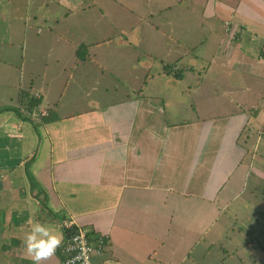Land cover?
<instances>
[{"label":"crops","instance_id":"obj_1","mask_svg":"<svg viewBox=\"0 0 264 264\" xmlns=\"http://www.w3.org/2000/svg\"><path fill=\"white\" fill-rule=\"evenodd\" d=\"M176 2L157 1L159 6L152 7L151 0H125V5L121 0H0L7 33L18 30L14 21L24 20L19 43L11 37L9 42L23 49L18 89H33L38 99L34 108L16 103L14 112L0 115V264H33L23 239L34 210V219L50 224L63 239L59 222L64 218L74 219L92 237L108 236L105 252L95 257L106 264H257V247L250 243L254 234L244 225L235 232L242 246L235 240L225 255L232 242L229 229L236 226L232 222L249 215L246 205L260 197L257 185L264 180L252 163L256 155L248 166L245 162L250 142L256 137V147L255 134L264 130L257 127L264 117V103L259 104L264 101V0H204L197 14L183 18L181 10H171ZM126 8L123 18L128 15L129 21L115 26ZM170 13L174 19H195L196 25H188L194 30L208 26L209 36L199 46L186 44L176 33L182 25ZM159 23L167 27L162 31ZM0 25L1 45L7 35ZM96 27L105 32L125 27L122 35L135 43L149 30L164 36L158 47H93L99 38L77 37V44L89 43L91 50L111 48L115 62L128 58L121 65L128 70L112 66L122 83L148 76L150 55H155L161 64L171 62L182 70L168 85H184L168 94L139 88L105 104L100 99L103 75L96 76L90 88L97 91L93 104L84 111L65 109L61 100L67 84L77 97L87 94L81 85L85 73L79 72L85 60H75L82 47H73L74 62L46 65L44 76L53 79L39 75L35 82L31 77L40 73V47L44 41L49 47L70 46L65 37L97 36ZM185 27L180 31L186 33ZM27 65L30 76L22 88ZM72 66L81 78L71 75ZM187 73L195 84L182 83ZM7 115L12 116L1 120ZM235 200L244 203L231 212ZM45 264H61L58 249Z\"/></svg>","mask_w":264,"mask_h":264},{"label":"rangeland","instance_id":"obj_2","mask_svg":"<svg viewBox=\"0 0 264 264\" xmlns=\"http://www.w3.org/2000/svg\"><path fill=\"white\" fill-rule=\"evenodd\" d=\"M119 0H117L118 3ZM137 0H132V2H135ZM141 1H146V0H138L139 3H141ZM157 1L161 4H165L166 0L161 1V0H151L152 3V7H158L159 4L157 3ZM171 2H175L176 0H170ZM104 2V0H103ZM121 2L125 5V0H121ZM200 2L199 5H201L204 0H179V2H176V4L173 6V8L171 9L173 12L179 11L181 10L179 13L181 14V18L185 17V16H193L195 14H197L198 12V3ZM128 8H126L125 12L120 14L121 17L115 21L117 26L118 24H124L125 22H128V15L124 17V15L128 12L127 10ZM119 15V16H120ZM170 18H172V20H178L179 23L182 25L181 28H178V30H176L177 34H181L182 37H185L184 40L186 41V44H191L193 42L198 43L199 46V42L203 41L205 38L207 39V37L209 36V27L206 25H200L203 26L202 29H196L194 30L195 26H190L188 27V25H196V23L194 21H196L195 19H174V14L170 13ZM135 22H137V24L142 23V20H140V18L138 16H134ZM2 24V30H1V34L2 35H7L5 41L3 44L0 45V115H2L5 112H11L8 110H12L14 112V110H16V103L20 104L21 103V96L19 94H21L22 91H20V89H18V87H20L18 85V81H19V75H20V61H21V55H22V47L13 44H10V37L12 38L13 42H16L17 40H20L21 37V32L23 31V27H24V20H20V21H14L13 24L18 28V30H15V32L12 34L7 33V28L5 26V20L4 21H0ZM154 21H150V26L151 25H156V23H151ZM217 22V21H216ZM158 23V22H157ZM160 24V23H159ZM162 26V31L167 27V25L164 24H160ZM221 22L217 23L216 27L221 28ZM1 26V25H0ZM184 26H186L184 29L186 31V33H183L182 30L184 28ZM188 28L192 29V35H189L188 33ZM97 31L99 32V35L94 36L92 35L91 37L89 36H83V35H70V37H65L66 40L69 41L70 46H67L66 44H63L64 46L67 47H63L64 50L65 48L67 49V52H65L63 50L61 46V44H51L49 43L51 46L49 47V45L46 44V42L44 41V45H42V47H40V52L42 51V54L36 61V64L40 70V73L38 75H36V77H31L32 80L39 81L40 78H37L39 75H41V79H53V78H46L44 76V71L46 70V65L48 63H50L52 60L58 62L60 65L62 63H65L66 61L74 62L73 59L71 58V53H72V49L73 47H82L80 50V54H78V56L75 57V60L77 58H79L80 60H85V62L83 64H80L79 69H80V73L84 72V76H83V82L81 83L82 87L85 89V91H87V94L82 95L80 97H77V93L78 92H74L70 87H73L72 84H67L66 90L68 94L65 95V97L63 98V100H61V104L65 107V109L67 110H82L83 109L91 106L92 100L97 98V91H92L90 90V88L92 87V85H94L91 81H93L94 77L96 76H102L103 75V79L101 80L102 83V91H103V96H100L101 102L102 103H109V102H115L114 98H118L123 94H128L127 92L129 91H138L139 88H142V91L145 92H149V93H170V91L175 90L176 88H178L179 86H182L184 84L181 83H177L176 86H171L168 85L169 82H171L174 77L178 78L177 75L179 73L182 72L181 68H170L169 66V70H171V72L168 74L166 72V70H164V65L160 63L159 61V57L155 56V55H150L151 57V67L148 68V70H146V72L148 73V76H145L146 74L144 73L142 76L139 77V80L136 81V79L132 80L131 82L128 83L129 79L127 78V80L125 81V83L121 82V76H119V73H115L116 69L112 70V66L115 68V66L117 65V67L119 69H117L118 72L121 71H125L128 70V68H121V65L124 64H128V58L123 55L121 56L120 60L117 62L114 61V59L112 58V54L111 51L112 49H106V50H101V48L97 49H92L91 47L93 45V47H158V40L161 38H164V36H160L157 35L156 33H151V30H146L149 33L147 34L146 37H140V41L138 43H135V41L133 40V38L131 36H126V35H122L125 32V27H123L121 30L120 29H116V30H107L106 32L103 31V29L101 28V30H99L96 27ZM87 32H89L90 30H86ZM144 30H141V34H143ZM166 32L171 34L170 32H168V29H166ZM90 34V33H87ZM99 36V37H98ZM171 39L176 38L173 35H170ZM77 37L83 38L84 40H92L93 38H99L97 40H99L98 43H92V45H90L89 43H86L84 45H79L77 44L78 39ZM256 37V36H255ZM170 39V40H171ZM254 41H257L256 39H253ZM108 41V42H107ZM167 42V40H166ZM17 44L19 42H16ZM195 43V44H196ZM131 44V45H130ZM168 44V43H167ZM254 45V43H253ZM190 47H194V45H190ZM264 47V46H263ZM111 50V51H110ZM142 50V49H141ZM143 51V50H142ZM24 52V51H23ZM28 53V52H27ZM50 54L49 56L47 54ZM66 53L69 54V57L66 56ZM103 54H105L106 56H104ZM58 55H60L59 57H62L61 59H59ZM135 59V58H134ZM119 62H122V64H119ZM55 68H57V64L54 62L53 63ZM73 64V63H72ZM71 64V65H72ZM166 64H171L170 63H166ZM165 64V65H166ZM103 67V71H100L101 68ZM159 67H161L162 69H160ZM166 67V68H167ZM180 69V70H179ZM29 70H31L30 66L27 65L26 67L23 68V78L22 80V88H24L23 84L25 82L24 77L25 76H30V72H28ZM115 70V71H114ZM164 70V71H163ZM71 75L76 79V78H81L82 74L78 76L79 72H78V68L76 67H71V69H69ZM163 71V72H162ZM103 72V74H102ZM162 72V73H161ZM161 73V74H158ZM177 73L176 76H174L173 74ZM168 78H167V75ZM196 76V75H195ZM244 78V76H241ZM264 77V75H263ZM147 80L148 83H143L142 81ZM195 77H193V75L191 74H185V79L183 80L182 83H186L189 81H193L192 84H195ZM80 82V81H79ZM261 81H259L260 83ZM197 83V82H196ZM99 84V83H98ZM150 85V86H148ZM260 85V84H259ZM48 86V85H47ZM46 86V87H47ZM258 86V85H257ZM97 87V86H96ZM194 86H190L187 87V91H191L193 90ZM37 89V84L35 83V90ZM33 90V89H32ZM30 88H28L27 90H23V96L24 98H29L30 96H32V93L34 91H32ZM165 94V95H166ZM19 95V99H17V96ZM71 97H74L73 99ZM31 98V97H30ZM264 103L263 100L259 101V104L262 105ZM78 110V111H79ZM38 114V113H37ZM12 115H7V117L2 118L3 119H9ZM264 125V117L263 120L258 122L257 127L261 128ZM263 128V127H262ZM261 134V133H260ZM259 132L257 134H255V136H257V146L255 147L254 145L256 144L255 138L253 140L252 146H251V142H250V152L247 155V159L245 160L246 162V166H248V163L250 161V157L251 155H256L257 156V160L256 162H252L253 164H255L257 166V170L260 172L264 173V135H260ZM254 135V134H253ZM23 144H26L25 141H23ZM27 166H26V170L30 171V160H27ZM240 168H242V166H240ZM245 169H243L242 171H244ZM252 182V180H248V183ZM259 185H257V195L260 196L259 198L257 197H251V201H249L246 205V212L247 215L246 217L242 218L241 220L232 222V225H236L234 227H231V229H229V233L232 239V242L229 245H226V251L227 254L225 256H227L231 251H233V248L235 246V240H238L240 245L242 246L243 241L242 238H238V235L235 233L237 231V226H240L242 228V225L245 226V228H249L252 229L249 233L250 234H254L253 238L251 239V244L254 247H257V264H264V193L263 190L264 189V180L263 179H259L258 181ZM244 195V194H243ZM245 198V195L242 196ZM236 201V200H235ZM237 203L239 205H242L244 202L241 200L236 201V203H234L233 201L231 202V204L229 205L228 209L232 212L235 208H237ZM256 211H257V215H256ZM63 220V219H62ZM254 231V232H253ZM249 243V241H248ZM261 247V248H260ZM171 261V260H170ZM92 262L94 264H106L107 261L105 260V258H98L96 259L95 257L92 258ZM199 262H201V260H199ZM206 262V261H205ZM217 260H209L207 263L208 264H217ZM231 261H228V263ZM226 263V261H225ZM167 264V263H166ZM201 264H204L203 262H201ZM236 264H238V262H236Z\"/></svg>","mask_w":264,"mask_h":264},{"label":"built area","instance_id":"obj_3","mask_svg":"<svg viewBox=\"0 0 264 264\" xmlns=\"http://www.w3.org/2000/svg\"><path fill=\"white\" fill-rule=\"evenodd\" d=\"M59 225L64 233L62 245L58 248L61 264H86V261L87 264H94L92 258L101 256L105 252L108 236L92 237L71 218H64ZM74 227L77 231L72 232L71 229Z\"/></svg>","mask_w":264,"mask_h":264},{"label":"clouds","instance_id":"obj_4","mask_svg":"<svg viewBox=\"0 0 264 264\" xmlns=\"http://www.w3.org/2000/svg\"><path fill=\"white\" fill-rule=\"evenodd\" d=\"M34 217L35 210L28 222L29 230L24 234L25 253L33 264H45L62 245L63 234L47 222L36 221Z\"/></svg>","mask_w":264,"mask_h":264},{"label":"trees","instance_id":"obj_5","mask_svg":"<svg viewBox=\"0 0 264 264\" xmlns=\"http://www.w3.org/2000/svg\"><path fill=\"white\" fill-rule=\"evenodd\" d=\"M167 66H169L171 69L173 68V65L172 64H166V65H164V70H166V72L168 73V74H170V73H173V72H171V70H169V67H167ZM167 67V68H166ZM163 70V71H164ZM174 76H176L177 75V73H174L173 74ZM181 76V73H179L178 75H177V77L179 78ZM20 96H21V98H22V100H21V103L22 104H26L27 103V105H28V107L31 109V108H34L37 104H38V99H35V98H33L32 96H30L29 98H24V96H23V91L21 92V94H20ZM261 135H264V133H261L259 136H261ZM71 231L72 232H74V231H77V229L74 227L73 229H71ZM67 233H69V232H67Z\"/></svg>","mask_w":264,"mask_h":264}]
</instances>
